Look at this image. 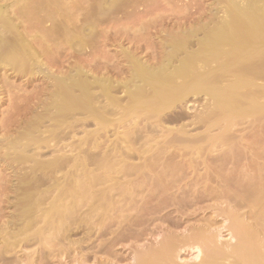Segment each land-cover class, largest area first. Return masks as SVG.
I'll list each match as a JSON object with an SVG mask.
<instances>
[{"label":"bare ground","instance_id":"6f19581e","mask_svg":"<svg viewBox=\"0 0 264 264\" xmlns=\"http://www.w3.org/2000/svg\"><path fill=\"white\" fill-rule=\"evenodd\" d=\"M23 1H0V105L5 96L9 102L0 124L5 129L0 164L11 171L10 183L16 180L4 189L2 203L13 213L0 228V258L17 247L35 246L24 255L25 264L37 262L38 249V264H51L68 247L82 248L81 241L72 239L82 231L88 239L95 233L96 255L103 254L94 264L129 259L128 264H179L182 252L194 251L198 255L191 264H264V145L252 148L240 136L247 143L230 147L238 141L231 130L241 123L248 125L251 119L249 125L256 123L262 131L264 0H227L222 17L211 27L202 24L204 35L195 50L186 33L184 39L176 35L177 40L169 35L158 65L125 51L129 75L121 81L108 75V67H102L107 74L98 75L99 69L83 60L88 48L90 55L94 51L96 17L70 22L66 9L49 13L39 1L45 16L36 23L42 29L26 33L25 21L32 27L36 19L28 23L16 12ZM65 13L69 17L61 15ZM12 80H23V85ZM201 94L208 101L193 122L205 128L202 134L189 137L183 127L163 128L167 112ZM88 126L91 132L68 155L64 141ZM213 130L220 132L211 134ZM158 131L163 143L153 150L150 142ZM110 132L116 138L106 145ZM175 145L181 146L179 153ZM155 155L158 160H152ZM177 157L199 162L177 163ZM208 201L217 205L202 207ZM210 209L215 218L205 219L206 225L185 226ZM218 218L234 242H220L221 232L213 228ZM115 245L127 246L129 253L115 252Z\"/></svg>","mask_w":264,"mask_h":264},{"label":"rangeland","instance_id":"374dc122","mask_svg":"<svg viewBox=\"0 0 264 264\" xmlns=\"http://www.w3.org/2000/svg\"><path fill=\"white\" fill-rule=\"evenodd\" d=\"M0 1L2 4H4V3L6 4V0H0ZM27 1L28 0H25V4L23 1L24 5H22V3H20L19 6L15 7L16 12L23 13V15H24L22 18L23 20H24V18H25V20L27 19V21L29 20L28 23H30L31 20L36 19L33 21V23H35V24H33L34 26H32V27L29 26L32 23L28 25L27 22L24 20L25 21L24 24H26V25H25V27L24 26L21 27V31L24 30L23 29V27H24L27 31L26 33H33L31 31H33L34 28L36 29V28L40 27L39 25H41V24L36 23V21H38L37 18L45 16L44 14L41 13L42 10L39 9L41 3H42L41 6H43L45 9L47 8L46 10H48V11H50V10L55 11V10H57L56 7L57 8L62 7V8H58L57 11L63 10L61 12V13H63L65 11L64 9H66L67 11H65V12H70L69 15L72 16L70 18L71 20L69 19L70 22L75 23V20L77 19L76 22L85 23V21L89 22V21H91V19L95 20V18H90V16L96 17V20H98L99 22L95 20V22L93 24V26L95 27L94 31L96 32V33L94 32V38L96 37L95 39H97V40H95V39L93 40L94 41L93 44L95 43V45H93L95 52L92 49L93 54L90 55L89 53H91V52H89L90 49L88 48V50H87L88 53L82 57H83V60L87 64H92L94 66V70L97 71L99 69V71H97V73L99 72L98 75L99 74L100 75L101 74H107L105 67H108L109 68V69L107 68L108 69L107 72H109L108 75L109 76L112 75V78L114 81H121V79L122 80L127 79V77H128L127 75H129V73L127 71V70H129V68H127L128 67L127 66L128 63L126 61L127 59L125 56H123L126 54L125 51L130 52V53L132 52L131 54L136 53L135 55L137 56V58L139 57L140 60L143 61L144 63H147L148 65L152 64V66H153L154 63H155L154 65H156L157 63L160 62V60H162V58H161V57H163L162 54H164V51L167 50V48L165 47V43L168 42V40L170 39V36L174 37V35H175V38H176L175 40H177L176 35L180 37L182 35L184 36L185 33L187 34L186 36H188V38L186 39L185 37L182 36L181 39L185 38L188 45H189V42L192 41L191 43L193 44L194 49H193L191 44H190L191 46L190 47L188 46V48L190 49L192 47L191 49L195 50L197 48L195 43H198V40L200 38H202L204 35V30L202 29V24H204L203 26L208 24L206 27H209V26L211 27L213 22L217 18H220L223 16L222 12L224 10V5L227 3V0H115V1L114 0H97V1L96 0H89L91 3L88 0H87L88 2L86 0H78V1H76V0H67V1L66 0H48L47 2H49V4H51V5H48L46 0H33V1L29 0L28 3H27ZM30 1H31V3H30ZM39 1L41 3H38ZM43 1H44V3H43ZM58 1H60V3L61 2L62 3L59 4ZM68 1H69V3H68ZM100 1H102V2H100ZM103 1H105V2H103ZM96 2H98V3L96 4ZM86 3H88V5ZM102 3H103V6H102ZM38 4H40V5H38ZM43 4L44 5L47 4V6L45 7ZM106 4H108V5H106ZM37 5L39 8L37 7ZM53 5H55V6H53ZM30 6L35 7V9L31 8ZM51 6H53L55 8H52ZM65 6H67V7H65ZM43 7H41V8H43ZM109 7H111V9ZM49 8H52V9H49ZM100 8H102V9L105 8V9L99 10ZM37 9H39L40 12H38ZM70 9H71V11H69ZM33 10H36V11H33ZM46 10H43V11L46 12ZM52 11H50L49 13H51ZM107 11L110 12V13H108L109 15L106 13ZM96 12H98V13H96ZM104 12L107 15L101 16V14ZM90 13H92V14H90ZM94 13H96V14H94ZM32 14L34 16L36 15V17L34 18ZM40 15H42V16H40ZM61 15H68V14L65 13V14H61ZM69 15L67 17H69ZM103 16H104V19L102 18ZM100 18H101V20H100ZM22 19H21V21H23ZM63 19H64V16H63ZM212 19H214V20H212ZM49 24H51V23L48 22V24H45V26L46 25L48 26ZM134 26H136V27H134ZM39 29L41 30L42 28L40 27ZM200 30H202L201 31L202 33H200ZM190 31H191V33H188ZM133 32H137V33L133 34ZM138 32H140V33H138ZM197 33H200V34H197ZM192 35H194L196 37L194 38V36H192ZM138 36H139V38H137ZM190 36L193 38H189ZM106 38H108L109 40H107ZM188 39H190V40H188ZM96 43H97V45H96ZM161 45H162V47H161ZM163 47H165V49H163ZM189 51H191V50H189ZM103 53H105V54H103ZM108 55L110 57H107ZM153 55H154V58H153ZM158 55H160V56H158ZM155 56H156V58H155ZM97 57H99V58H97ZM105 57H107L108 59H103ZM97 59H98V61H97ZM109 59H111V60H109ZM99 61L103 64L105 63V65H102ZM110 61L112 64L114 62V64L113 65L111 63L109 64ZM124 61H126V62H124ZM150 61H152V62H150ZM95 64H98V66ZM99 64L102 66H100ZM106 64H108V65H106ZM115 64H117V65H115ZM175 64H177V63H175ZM103 66H105L103 68V70H105V72L102 70ZM117 67L118 68L120 67L119 70ZM101 71H103V72L101 73ZM125 72H127L128 74H126ZM123 74H124V76H123ZM13 81L16 82V85L17 84L23 85V82H22L23 80H21V81L20 80L19 81L12 80V82ZM260 83H262V84H260ZM259 85H264V82L260 81ZM31 89H33V88L32 87L28 88V91H31ZM119 96H120V94H119ZM205 96L206 95H204V94H201L198 96L192 95L186 99L185 103L177 104L174 109L167 112L166 120H168L169 122L168 121L163 122V128L164 127L166 129L167 128H171V129L175 128V131H178L179 129L184 128L185 132L188 134L189 137H194V136L202 134L205 131V128H202L201 126L198 127V126L194 125L193 121H194V117L198 113H200V111H202L204 106L207 104L208 99H207V96H206V98H205ZM3 98H4L2 101L3 103L0 105V124L4 119V116H3L4 112L8 109V105H9L8 98L6 96ZM263 101H264V99H263ZM171 120H173L174 122ZM250 120L247 122L248 125L245 124L246 122H244L243 123L244 125H242V123H241L240 126L236 125L237 128H233V130H231V132H232L231 134L235 137L237 136V140L239 142L237 141L236 143L231 144L230 147L236 146L237 148H241L240 146L242 145L241 142L243 140L239 139L240 136H241V139H244V136H245V140L248 141L249 146H251L252 148L258 147V143L264 145L263 144L264 142L261 143L262 141H260V140L264 141V138L259 139L256 137V136H258L257 132L262 137H264V133L262 132L264 129L263 128L264 127V125H263L264 121L262 122L263 124L258 122V125L261 124L263 126V127L262 126L260 127L262 129V131H260V130H257L258 126H255L256 123L254 124V127L252 125H249V123L251 124ZM238 124H240V123H238ZM193 126H195V127H193ZM3 129L4 128H2V126H0V138L5 135V129H4V131H3ZM91 130H92V127L88 126V129H86V130L81 129L80 131H78L74 138H73V136H71V137H68V139L66 141H64L65 145H67L66 151H67L68 155H72L71 151H70L71 146H75V145L79 144L80 140L84 139V137L86 138V136H87L86 133L88 132L87 134H89L91 132ZM249 130H251L252 133ZM122 131H123V129L119 130L120 133ZM212 132H211V134H218L220 131L219 130H213ZM108 135H109V138H108L109 140L106 141V145L111 144L112 141H114L116 138L112 132H110V134H108ZM162 135H163V133L161 131H158V133L153 137L154 140H152L150 142V144L151 145L153 144L152 146H154V148L152 147L153 150H156L155 149L157 146L156 143L159 145L161 143H163V136ZM242 136H243V138H242ZM261 136H259V137H261ZM256 138L260 142L255 140ZM247 141H245V142L247 143ZM245 142H242V143H245ZM248 144H246L245 146L248 147ZM159 145H158V147H159ZM178 145H175L176 146L175 147V149H176L175 153H179V151H181V146H178ZM228 145H229V143H228ZM192 147H194V146H192ZM242 147H243V145H242ZM94 150H96V149H94ZM97 151H99V150H96L95 152H97ZM156 159H157L156 155L154 156V158L152 157V160H156ZM197 159H196V157H194V159H191L190 157H186V158L177 157V158H175L174 162L185 164L191 160L190 162L196 163V162H199V159L198 160ZM135 160H137V159H135ZM200 161L202 162V159H200ZM2 166H3V163L0 164V209L4 208V211H3V216L1 215V217H0V228L4 227V224L10 220L11 213H13V208L11 206L8 207L4 203H2V201L5 200L4 189L8 188L11 184L16 183L15 179H12V181L10 183L11 171L5 170V168ZM91 167H93V165L92 166L90 165V168ZM12 200H13V197L11 198V201ZM212 205H217V202L208 201V202H205L204 204H202V207H204V206L207 207V206H212ZM166 212H168V210H166L164 213H166ZM172 215H173V217H175V219L177 218L176 220H180V217L177 214L172 213ZM196 216L191 218L192 220L190 219V221H188L187 224H185V226H198V224L199 225L200 224L206 225L207 223H205V222H209L210 220H213L215 218V211L213 209H210V210L206 211L205 213L202 212ZM202 219H204V220L202 221ZM205 219L207 221H205ZM199 220H200V222H199ZM224 223L225 222L222 218H218L217 224L215 226H213V228H217L221 232L219 234L220 235L219 236L220 242L224 243V244H229V243L234 242V239L232 238L230 232L227 231V229L224 230L225 226H226V224H224ZM164 226H166V224ZM156 234H157V236L161 235L160 232L156 233ZM72 239L74 241H77V242L81 241L79 246H81L82 248L75 245L74 248L72 247L70 249V247H68V245H66V248L68 247L70 250L67 248L68 251H66L60 257L53 259L52 260L53 263H51V264H61L60 260L64 262L63 264H80V262L82 260L83 261L81 262V264H94L97 262V260L94 258L99 257L100 254H101V256L103 255L102 253H99V252H98V255H96V249L98 251V248L95 246L96 245L98 246V244L95 241L96 240L95 233L91 234L89 239H88L85 237V233L80 231L77 234H75L72 237ZM263 240H264V237H263ZM118 244L121 245L124 243L118 242ZM125 244L127 245L126 242H125ZM120 245H115L116 248L114 247L115 248L114 251L115 252L118 251L117 253H119V254L124 253V255H127L129 253V251H128L129 248L127 247L128 245L126 246L127 248L122 246L123 249ZM2 246H3V242L0 239V252L2 251V248H3ZM106 247H108V246H106ZM35 249H36L35 246L28 247V248L17 247L16 250L11 254L4 255V253H3L2 255H4V257L0 258V260H2V261H0V264H9V262L15 261L17 259L21 260L24 258L25 254H32ZM37 253L38 254L35 255V259H34V260H37V262H35V264H38V262H39L38 261L39 260L38 255L40 253L39 249L37 250ZM197 255L198 254L196 251H194V252H182L179 256L178 262H179V264H191V263H193V261L195 260ZM84 256L86 257L85 260H84V258H85ZM105 256H108V254ZM79 260H80V262H79ZM22 261L23 262H21V263L25 264V258ZM58 261L60 263H58ZM129 261H130V259L127 260V262L124 261V263L128 264V263H130ZM21 263H19V264H21Z\"/></svg>","mask_w":264,"mask_h":264}]
</instances>
